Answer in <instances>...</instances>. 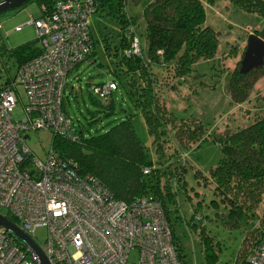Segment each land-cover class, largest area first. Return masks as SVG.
<instances>
[{
    "label": "built area",
    "instance_id": "built-area-1",
    "mask_svg": "<svg viewBox=\"0 0 264 264\" xmlns=\"http://www.w3.org/2000/svg\"><path fill=\"white\" fill-rule=\"evenodd\" d=\"M96 10L95 0H55L51 9L43 6L40 16L29 15L26 23L37 32V55L16 63L12 73L0 53V206L50 264H128L132 252L133 264H181L157 200L117 199L96 177L80 174L77 161L62 156L52 143L41 160L25 142L38 130L78 140L63 98L67 76L91 52L90 16ZM140 48L135 35L125 53L140 54ZM115 89L109 81L95 85L93 94L104 99ZM18 102L25 115L15 121L11 112ZM150 171L142 168L144 174ZM194 217L201 218L198 213ZM38 229L45 231L42 245ZM0 264L41 262L28 244L0 225ZM240 264H264V232Z\"/></svg>",
    "mask_w": 264,
    "mask_h": 264
},
{
    "label": "trees",
    "instance_id": "trees-1",
    "mask_svg": "<svg viewBox=\"0 0 264 264\" xmlns=\"http://www.w3.org/2000/svg\"><path fill=\"white\" fill-rule=\"evenodd\" d=\"M35 1L40 11L43 6L51 9L55 2ZM95 1L97 10L108 9V13L113 12L119 20V46L122 57L118 61V68L126 75L129 88L127 95L144 118L157 158L155 162L149 158L147 149L135 133L130 115L120 118L104 131L87 134L79 123L73 121L78 128V140L69 141L52 136L51 143L62 156L72 157L77 161L80 174L96 177L115 198L130 200L146 196L157 200L169 222L178 259L181 264H187L184 260L181 236L176 229L180 216L177 214L173 198L176 193L173 186L185 184V170L180 172L186 167V159L182 160V154L198 147L208 138L214 140L220 147L222 157L208 175L214 185L213 194L227 208L232 222L236 223V218L248 219L257 216L254 210L264 199V110L253 114L252 122L244 127L235 130L225 127L222 131L207 133L206 128L197 119L176 121L155 91V84L159 79L152 69L153 65L162 66L166 75L174 79L184 80L196 63L211 61L217 57L218 32L206 24L201 0L148 2L141 13L144 22L142 40L138 34L139 24L128 13V0ZM228 1L246 12L264 16V0ZM135 35L139 37L141 52L126 55L125 51L130 49ZM39 52L36 41L26 42L11 50L6 49L4 45L0 47V53L14 59L16 63L24 62ZM93 55L91 50L88 57ZM77 67L78 65L75 69ZM239 68L230 74L228 72V89L231 103L242 105L249 99L257 80L264 76V65L245 74H241ZM114 74L117 75V72L114 71ZM111 82L115 83L117 89V83L114 80ZM101 84L103 82L97 85ZM112 93L113 91L104 98L103 105L108 111L106 114H110L113 108ZM145 166L151 167L148 174L142 172ZM213 203L216 204L215 201ZM172 213L175 214L173 218ZM5 215L9 220L15 221L8 213ZM194 222L193 215L189 224L196 231ZM261 229L259 239L252 247L258 245L262 238L264 220ZM256 230L257 225L245 236L241 260L235 264H240L247 256L245 249L248 244L251 245L250 236ZM199 236L208 264H217L212 239L202 230Z\"/></svg>",
    "mask_w": 264,
    "mask_h": 264
},
{
    "label": "rangeland",
    "instance_id": "rangeland-1",
    "mask_svg": "<svg viewBox=\"0 0 264 264\" xmlns=\"http://www.w3.org/2000/svg\"><path fill=\"white\" fill-rule=\"evenodd\" d=\"M150 1L128 0L127 4L128 13L139 24L138 34L141 40V33L144 32L141 13ZM201 1L204 5L206 24L218 32L219 56L211 61L196 63L193 70L183 78L184 80L174 79L166 75L162 66L153 65L152 69L159 79L155 84V91L178 122L197 119L206 128L207 133L222 131L225 127L235 130L250 124L256 112L260 113L264 110V76L257 80L249 99L242 105L231 103L228 89V72L230 74L234 69L239 68L247 37L250 33H258L264 27V16L246 12L228 0ZM40 13L36 1L31 0L0 14V33L6 49L11 50L36 39L37 32L33 25H24L18 31L15 27L24 24L29 19V15L38 17ZM90 30L93 41L91 50L94 55L81 62L67 76L63 108L74 122L80 124L86 134L104 131L120 118L130 115L136 135L147 149L149 158L155 162L157 157L152 137L147 131L140 110L133 105L127 95L129 88L126 84V75L118 68V61L122 57L119 46L121 37L119 20L113 12L108 13V9L97 10L90 16ZM231 48L233 50H230ZM2 59L14 73L16 61L3 55ZM111 80H114L118 87L112 93V111L106 114L107 107L103 105L105 100L93 94V87ZM24 115L22 104L18 102L11 116L17 121ZM51 140L52 135L49 131L38 130L30 132L25 142L36 157L44 160ZM183 156L187 168L180 172L185 170L183 175L185 184L173 186V191H176L173 198L177 214L180 216L176 229L184 246L185 262L208 264L204 245L200 242L201 230L213 241L217 264L240 262L244 238L256 225L257 230L250 236L251 245L248 244L246 247L245 255L259 239L262 220H264V199L254 210L259 219L254 215L248 219L236 218L237 222H232L227 208L213 194L214 185L208 177L210 170L222 157L218 144L208 138L198 147L185 152ZM214 201L216 204L213 203ZM0 213H6L1 206ZM195 213L202 218L199 221L194 217L196 231L189 224ZM174 216L175 214L172 213V218ZM36 235L38 244L42 245L44 229H38ZM135 254L132 252L129 255L128 264L134 263Z\"/></svg>",
    "mask_w": 264,
    "mask_h": 264
},
{
    "label": "water",
    "instance_id": "water-1",
    "mask_svg": "<svg viewBox=\"0 0 264 264\" xmlns=\"http://www.w3.org/2000/svg\"><path fill=\"white\" fill-rule=\"evenodd\" d=\"M31 0H0V14L21 6ZM264 65V27L258 33H250L247 37L246 47L240 60L239 72L245 74L251 69ZM0 225L18 236L28 244L38 255L41 264H50L36 242L24 233L14 222L0 213Z\"/></svg>",
    "mask_w": 264,
    "mask_h": 264
},
{
    "label": "crops",
    "instance_id": "crops-1",
    "mask_svg": "<svg viewBox=\"0 0 264 264\" xmlns=\"http://www.w3.org/2000/svg\"><path fill=\"white\" fill-rule=\"evenodd\" d=\"M28 20H29V19H28ZM28 20H26L25 23L22 24V25H26V23H27ZM17 26H19V25H17ZM17 26H16V27H17ZM254 33H255V32H254ZM34 41H36V39H35ZM11 59H12V58H11ZM13 60H14V59H13Z\"/></svg>",
    "mask_w": 264,
    "mask_h": 264
}]
</instances>
